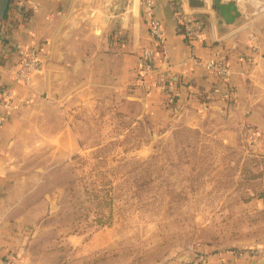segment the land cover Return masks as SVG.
I'll return each mask as SVG.
<instances>
[{
	"label": "crops",
	"instance_id": "obj_1",
	"mask_svg": "<svg viewBox=\"0 0 264 264\" xmlns=\"http://www.w3.org/2000/svg\"><path fill=\"white\" fill-rule=\"evenodd\" d=\"M13 3L16 12L2 26L1 39L8 42H0V94L4 87L20 88L12 73L33 47L42 69L27 88L32 103L7 116L0 128V259L30 236L20 264H65L62 253L43 252L48 250L42 240L28 233L36 172L55 167L48 161L51 148L45 166L29 158L35 134L56 141L65 160L68 150L76 149L71 140L79 132L224 126L233 137L225 133L220 143L264 155V11L250 16L246 9L237 24L220 33L210 10L193 9L187 0H154L166 36L144 88L138 85L148 39L142 0ZM189 16L212 22L216 39L207 28L204 41L189 39L184 30ZM219 54L230 63L228 83L203 68ZM263 250L214 249L208 264H264ZM188 260L177 257L166 264Z\"/></svg>",
	"mask_w": 264,
	"mask_h": 264
},
{
	"label": "rangeland",
	"instance_id": "obj_2",
	"mask_svg": "<svg viewBox=\"0 0 264 264\" xmlns=\"http://www.w3.org/2000/svg\"><path fill=\"white\" fill-rule=\"evenodd\" d=\"M223 128L79 132L65 160L56 141L35 134L29 158L45 166L51 148L55 167L36 172L28 233L65 264H166L191 249H264V155L220 143L233 137Z\"/></svg>",
	"mask_w": 264,
	"mask_h": 264
},
{
	"label": "built area",
	"instance_id": "obj_3",
	"mask_svg": "<svg viewBox=\"0 0 264 264\" xmlns=\"http://www.w3.org/2000/svg\"><path fill=\"white\" fill-rule=\"evenodd\" d=\"M142 14L146 21L148 39L141 50L140 66L138 69V85L146 87L147 81L151 75L156 72V63L159 49L165 41V30L162 21L156 13L154 0H142ZM260 11H264V4ZM206 28L210 30L213 39L215 38L214 24H204L193 16L185 20L184 30L189 39L193 41H204L206 39ZM206 71L215 72L222 82L228 83L231 80L232 71L228 57L225 54H219L215 58L207 60L203 64ZM42 69V60L38 50L33 47L30 49L28 57L21 62L13 71V82L20 86L4 87L0 94V128L3 126L4 119L11 115L18 108H26L31 102L27 88L33 82L34 75ZM189 264H208L210 260V251L190 250ZM264 254V250H263ZM20 258L17 252H9L0 259V264H20Z\"/></svg>",
	"mask_w": 264,
	"mask_h": 264
},
{
	"label": "water",
	"instance_id": "obj_4",
	"mask_svg": "<svg viewBox=\"0 0 264 264\" xmlns=\"http://www.w3.org/2000/svg\"><path fill=\"white\" fill-rule=\"evenodd\" d=\"M188 6L197 10H210L215 17V27L220 33H225L229 27L237 24L244 15V10L249 11V15H255L263 7V0H187ZM11 0H0V32L6 20L8 7ZM115 8L121 10L118 5ZM3 33V32H2ZM3 38L4 36L1 35ZM187 256V257H186ZM181 259L188 260L191 256L186 255ZM191 259V258H190ZM190 259L188 261H190Z\"/></svg>",
	"mask_w": 264,
	"mask_h": 264
},
{
	"label": "trees",
	"instance_id": "obj_5",
	"mask_svg": "<svg viewBox=\"0 0 264 264\" xmlns=\"http://www.w3.org/2000/svg\"><path fill=\"white\" fill-rule=\"evenodd\" d=\"M15 8H16V6H15V4L13 3V0H11V2H10V4H9V7H8V13H7V17H6V19L9 17V15L11 14V13H15L16 11H15ZM197 20H198V18H196ZM6 36H7V33H6ZM3 42V43H7L8 42V38H4V39H1L0 40V42Z\"/></svg>",
	"mask_w": 264,
	"mask_h": 264
}]
</instances>
